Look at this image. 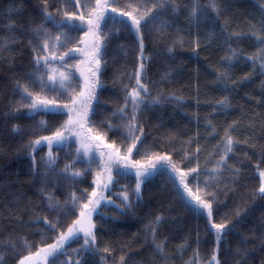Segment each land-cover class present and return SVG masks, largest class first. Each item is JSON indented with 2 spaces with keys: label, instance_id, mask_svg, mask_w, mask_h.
Returning a JSON list of instances; mask_svg holds the SVG:
<instances>
[{
  "label": "snow or ice",
  "instance_id": "1",
  "mask_svg": "<svg viewBox=\"0 0 264 264\" xmlns=\"http://www.w3.org/2000/svg\"><path fill=\"white\" fill-rule=\"evenodd\" d=\"M42 7L39 9L40 22L29 21V28L26 35L30 36L28 45L32 55L34 71L27 74V81L21 83L20 79L15 80V91L21 97L20 101L12 107L9 113L3 114L5 122L15 119L21 109L27 110L29 116H35L41 112L45 114L65 115L63 120L54 130L47 135H36L29 139L27 147L30 149L28 155L31 157L32 172H38V163L44 165L45 171L41 173L43 180L38 193L43 201L42 205L33 207L32 215L28 221L17 217L18 223H27L35 227L34 232L28 234H17L9 236L0 244V247L10 250L14 264H103L106 255L113 251L109 246L103 249L98 247L97 221L95 216L99 215L105 219L106 215L100 209L107 205L114 206L118 212L124 213L132 208L133 196L136 201L142 198V186L153 176L165 174L176 185L181 199L186 207H191L198 215H205L210 229L214 230L215 248L210 258L206 261L200 258L198 249L193 250L192 255L183 260V264H252L249 259L251 254L257 251V245L252 241H259V250L264 252V222L259 227L262 231L256 235H241L238 244L232 255L234 260L221 259V245L224 243L225 235L236 229L232 220L224 218L217 223L214 218L215 206L217 205V193L215 189L220 180L227 172L229 178L235 183L238 182L242 168L237 163H229L233 156H238L237 148L247 145L252 149L259 148V156L264 162V143L259 142L256 136L257 124H259L261 138L264 139V123L259 122L256 114L249 117L242 113L241 117L226 122L222 128V135L218 125L210 118L213 114H224L233 108L230 94L235 92L245 81H251L257 70L264 76V7L261 8V18L256 23H250L248 32L229 31V22H219V17L226 10L223 0H191L183 5L178 0H65L63 6H56L55 12L49 11V0H41ZM70 8L74 10H69ZM15 6H9L8 12L18 11ZM187 10L189 24L199 28L201 23H210L219 28L222 37L221 47L225 54L221 57V66H213L215 80L213 81L221 91L228 93L213 101H205L212 111L204 117V126L211 129L207 136L219 135V141L214 149V154L209 153L205 160V166L201 167L200 153L201 146L198 143L200 132L197 130L194 136L183 142L187 147H182L184 153L180 161L173 159L171 153L153 151L151 146H144L143 153L139 159L133 157L141 153L145 129L140 121V115L149 107H155L166 100L182 102L183 96L169 93L167 96L161 92L152 95L151 82L147 80L145 56V33L151 34L153 30L163 37L165 30L171 26V20L182 11ZM111 21V24H109ZM51 25V28L47 27ZM15 25L10 23L11 29ZM108 29L105 31V29ZM121 32L132 35L136 41V64L130 73L120 74L122 84L123 103H118L110 117L101 119L98 124L93 121L97 114L99 105L98 90L102 88L100 76L107 64L104 59L107 47L113 37H119ZM72 33H82L80 36H73ZM191 35V33H189ZM211 40L215 32L206 34ZM252 39L255 51L249 53L243 48L233 47L232 42H239L241 39ZM72 47H68L73 43ZM173 45L183 46L185 40L177 36ZM194 44L193 50L201 46L199 35L191 41ZM9 44L8 38H0V50H6ZM119 47L123 48V45ZM64 49V51H60ZM173 48H168L171 54ZM75 58V63H67V60ZM245 63L251 65V71L242 77L233 79L232 71L236 64ZM78 73V75H77ZM172 74L171 69L165 72L161 80ZM127 77L128 83H123ZM77 81L76 87L72 82ZM261 90L264 93V81H261ZM56 93V95H49ZM199 87L197 86V97ZM196 99L197 107L200 101ZM27 101V103H25ZM257 103H264V99L257 100ZM192 116L199 123L202 118L199 112L192 113ZM117 119V123H113ZM245 120L247 121L245 123ZM37 126L42 129L48 128V121L41 119ZM10 131L20 134L22 127L19 124H12ZM241 131H248L251 135L240 137ZM122 132L123 139L109 136V133ZM207 136L205 139H207ZM173 137L170 135L169 140ZM75 143V154L72 159L58 166L59 154L53 152V148H63L65 145ZM195 143V150L191 145ZM47 145L48 152L36 158L38 146ZM175 151V150H173ZM244 157L251 160V156L245 152ZM214 161L212 167L208 168L207 163ZM185 161L193 163L191 167H182ZM242 163V161H239ZM85 164L84 168H77L76 164ZM95 165V168H93ZM259 175V186L253 193L264 199V167L260 163L256 165ZM134 170L135 186L129 191L128 185H123V191L107 195L112 188L119 184V177L127 176ZM202 172H207L203 181V188L200 186L199 177ZM50 174L51 178H50ZM91 174L92 180L89 188L77 189L76 182L83 181ZM189 177H195L196 183L190 185ZM62 180H68L66 198L61 201L55 194V187ZM49 188L50 184H53ZM117 200L120 202L117 203ZM37 207H43L50 213H56L49 218L44 212H37ZM264 208V205H261ZM249 209H237L235 218L237 223L243 220ZM67 217H73L70 222ZM264 220V212L261 213ZM167 222V218L161 213L155 215L147 226L151 234V245L153 255L146 264H173V254L167 250V237L158 239L160 229ZM17 231V230H14ZM238 231V230H237ZM56 233L51 243L46 242V233ZM30 235L40 236L39 241L29 239ZM82 240L77 248L68 252V247L74 242ZM199 243V236H197ZM185 239L176 246V254L182 258L184 251L189 247ZM19 249L26 254H21ZM33 248L35 249L33 251ZM99 254V262H89L86 257H95ZM61 257H65L61 259ZM158 257V259H157ZM5 262V253L0 252V264ZM114 264L116 262L114 261ZM119 264H126L125 255L119 257ZM143 264V262H141ZM260 264H264L262 256Z\"/></svg>",
  "mask_w": 264,
  "mask_h": 264
},
{
  "label": "trees",
  "instance_id": "2",
  "mask_svg": "<svg viewBox=\"0 0 264 264\" xmlns=\"http://www.w3.org/2000/svg\"><path fill=\"white\" fill-rule=\"evenodd\" d=\"M123 3V0H121ZM179 3L187 5L191 0H178ZM65 0H49V11L55 12L56 6H63ZM201 3H207V0H201ZM226 10L219 17V22H229V31L248 32L249 24L256 23L261 18V8L264 7V0H223ZM15 6L18 11L8 12L9 6ZM42 7L41 0H0V38H8L9 44L6 50H0V244H3L7 238L17 234H28L34 232L35 227L27 223H18L17 217H22L26 222L32 215L33 207L42 205L43 201L38 193L42 186L45 171L44 165L38 163V172L34 175L32 172L31 157L28 155L30 149L27 147L29 139H34L36 135H47L54 130L67 117L59 114H45L41 112L35 116H29L27 110L21 109L15 119L7 122L3 119L4 113H9L21 97L15 91V80L20 79L21 83L27 81V74L34 71L32 64L33 53L28 45L30 36L26 35L29 28V21L40 22L39 9ZM69 10H74L70 8ZM172 22L171 26L165 30L161 37L155 30L151 34L145 33V56L149 57L146 61L147 80L151 82L152 95L157 92L167 96L174 93L177 96H183L182 102L166 100L162 104L146 108L140 115V121L144 125L145 136L141 145V153L134 156L139 159L143 153L144 146H151L153 151L171 153L173 159L180 161L183 156L182 147H187L183 142L188 141L189 137L194 136L196 131L200 132L198 143L201 146L200 164L205 166L206 158L209 153L214 154V149L218 144L219 135L207 136L211 129L204 126L203 117L212 111V108L205 101H213L220 96L228 94L213 83L215 74L213 66H221V57L225 50L221 47L222 37L219 34V28L210 23H201L197 29L191 26L187 17V10H182L175 19L168 17ZM14 23L13 28L8 25ZM111 24V21H109ZM51 28V25H47ZM108 29L106 28L105 31ZM215 32L214 38L209 40L207 33ZM191 33V35H189ZM81 33H72L73 36H80ZM182 36L185 40L183 46L178 43L173 45L177 36ZM199 35L201 46L193 50L194 44L191 43ZM75 42L70 43L68 47ZM123 45L124 47H119ZM134 37L127 32H121L119 37H113L105 52L104 59L106 66L100 76L102 88L98 90L99 105L97 114L93 121L98 124L101 119L110 117L118 103H123V91L120 81V74L130 73L136 64L137 50ZM232 46L243 48L246 52H253L258 45H255L252 39L244 38L239 42H232ZM172 47L173 52L168 53V48ZM61 51V50H60ZM171 69L172 74L164 80L161 77L165 72ZM251 71V65L238 63L235 65L232 76L233 79L242 77L245 73ZM261 81L264 76L256 75L251 81L243 82L240 87L230 94L233 108L228 110L227 116L224 114H213L210 118L218 125V130L222 135V128L226 122L241 117L246 113L249 117L256 114L260 123H264V103H257V100L264 99V93L261 90ZM123 83H128L125 76ZM197 86L199 87V96L197 97ZM200 101L197 107L196 99ZM199 112L202 117L197 123L192 113ZM41 119L48 121V128L42 129L37 126ZM114 124L117 119H113ZM247 121L245 120V123ZM12 124H19L22 127L20 134H14L10 131ZM173 139L169 140V136ZM240 137L251 135L248 131H241ZM109 136L117 139H123L122 132L109 133ZM207 136V139L205 137ZM256 136L259 142L264 143L261 138L259 124L256 128ZM75 143L65 145L63 148H53V152L59 154L58 166L62 168L64 164L72 159L75 154ZM191 150H195L196 144L193 143ZM175 150V151H173ZM238 156H233L229 163H237L242 168V174L238 182H233L229 173L224 174L215 190L217 193V205L215 206L214 218L217 223L222 219L228 218L235 224L236 229L226 233L224 243L221 245V259L228 258L230 261L235 257L232 252L236 248L241 235H251L254 230L256 235L262 231L259 225L264 222L261 213L264 212V199L254 196L253 193L259 186V175L256 168L257 163L264 167V162L259 156V148L252 149L247 145L237 148ZM48 152L46 146H38L35 153L37 161ZM247 152L251 160L244 157ZM239 161H242L240 163ZM214 161H209L207 167L211 168ZM193 163L185 161L182 167H191ZM77 168L86 167L85 164H76ZM95 168V165H93ZM50 174V178H51ZM207 172H202L199 177L200 186L203 188L204 178ZM92 180L91 174L84 180L76 182L77 189L89 188ZM190 185L197 181L195 177H189ZM49 185V188L54 186ZM68 180H62L55 187L56 196L63 201L66 198L68 189ZM128 185L129 191L135 186L134 170L127 176L119 177V184L114 186L107 195L115 200L114 193L123 191L122 186ZM120 201L117 200V203ZM249 209L248 214L243 220L237 223L235 211L237 209ZM37 212H44L49 218L56 213L47 212L43 207H37ZM106 215L101 219L99 215L95 216L98 231V247L103 249L106 245L113 249L112 252L105 254L106 260L103 264H119V257L124 254L126 264H146L152 257L153 250L151 245V234L147 231V226L153 220L155 215L163 214L167 222L160 229L158 239L167 237V250L173 254V264H183L198 249L200 258L207 260L210 258L212 250L215 248L214 230L210 229L205 215H198L191 207H186L181 194L176 185L161 173L150 178L142 186V198L136 201L133 196L132 208L120 213L112 205L104 206L100 209ZM73 217L62 218L70 222ZM17 230V231H14ZM238 230V231H237ZM56 233H46V242L51 243ZM199 236V243H197ZM29 239L39 241L40 236L30 235ZM188 240L189 247L184 251L182 258L176 254V246ZM83 241L74 242L69 245L68 252L77 248ZM257 245V251L251 254L252 264H260L264 252L259 250V241H252ZM35 249L33 248V251ZM21 254H26L24 250L19 249ZM0 252L5 253L4 264H14L10 250L0 247ZM65 257H61L64 259ZM99 254L95 257L88 256L86 259L99 262ZM158 259V257H157Z\"/></svg>",
  "mask_w": 264,
  "mask_h": 264
},
{
  "label": "rangeland",
  "instance_id": "3",
  "mask_svg": "<svg viewBox=\"0 0 264 264\" xmlns=\"http://www.w3.org/2000/svg\"><path fill=\"white\" fill-rule=\"evenodd\" d=\"M80 35H82V33L80 34ZM73 45H71L70 47H72ZM61 51L63 52L64 51V49H61ZM67 63H70V64H72V63H75V58H73V59H69V60H67ZM77 75H78V73H77ZM76 84H77V81H73L72 82V87H76ZM49 95L51 96V95H56V93H49ZM25 103H27V101H25ZM42 146H46L47 147V145L45 144V145H42Z\"/></svg>",
  "mask_w": 264,
  "mask_h": 264
}]
</instances>
